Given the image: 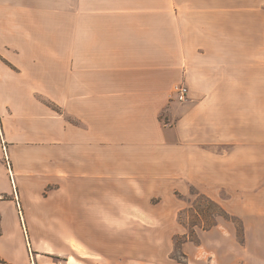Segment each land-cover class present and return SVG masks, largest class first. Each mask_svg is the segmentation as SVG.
<instances>
[{
  "label": "crops",
  "instance_id": "0c3cea01",
  "mask_svg": "<svg viewBox=\"0 0 264 264\" xmlns=\"http://www.w3.org/2000/svg\"><path fill=\"white\" fill-rule=\"evenodd\" d=\"M191 189L264 264V0H0V242L171 235Z\"/></svg>",
  "mask_w": 264,
  "mask_h": 264
},
{
  "label": "rangeland",
  "instance_id": "374dc122",
  "mask_svg": "<svg viewBox=\"0 0 264 264\" xmlns=\"http://www.w3.org/2000/svg\"><path fill=\"white\" fill-rule=\"evenodd\" d=\"M180 199L185 206L175 213L177 226L170 227L168 220L161 225L165 231H172L171 235L159 232L135 237H73L77 243L72 245L63 237L32 235L22 213L14 217L9 211L8 226L0 242V264H65L67 251L64 249L73 251L70 264L75 259L83 264H103L109 257L93 253L106 254L103 248L121 247L130 240L137 245L136 260L140 262L137 264H243L239 219L225 213L194 189L181 195ZM16 220L19 221L18 228ZM219 224L221 226L217 228L223 234L207 232ZM80 241L87 247L82 249Z\"/></svg>",
  "mask_w": 264,
  "mask_h": 264
},
{
  "label": "built area",
  "instance_id": "2783aa9c",
  "mask_svg": "<svg viewBox=\"0 0 264 264\" xmlns=\"http://www.w3.org/2000/svg\"><path fill=\"white\" fill-rule=\"evenodd\" d=\"M175 94L179 101H184L188 95V87L185 84H178L175 87Z\"/></svg>",
  "mask_w": 264,
  "mask_h": 264
}]
</instances>
